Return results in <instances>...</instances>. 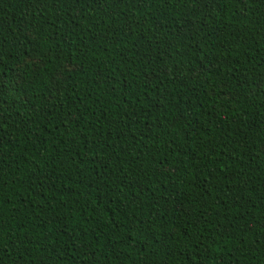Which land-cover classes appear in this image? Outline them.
<instances>
[{
    "label": "trees",
    "instance_id": "16d2710c",
    "mask_svg": "<svg viewBox=\"0 0 264 264\" xmlns=\"http://www.w3.org/2000/svg\"><path fill=\"white\" fill-rule=\"evenodd\" d=\"M0 264H264V0H0Z\"/></svg>",
    "mask_w": 264,
    "mask_h": 264
}]
</instances>
